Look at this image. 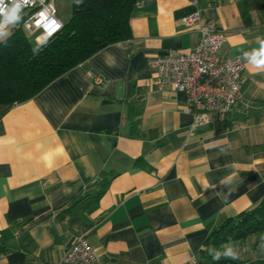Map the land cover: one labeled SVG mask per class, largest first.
Segmentation results:
<instances>
[{
    "label": "crops",
    "instance_id": "0c3cea01",
    "mask_svg": "<svg viewBox=\"0 0 264 264\" xmlns=\"http://www.w3.org/2000/svg\"><path fill=\"white\" fill-rule=\"evenodd\" d=\"M207 20L242 58L264 38V0H137L132 38L0 103V264H58L81 236L106 264H197L263 201L264 70L242 58L241 100L196 128L184 93L150 85L151 62L191 51Z\"/></svg>",
    "mask_w": 264,
    "mask_h": 264
},
{
    "label": "trees",
    "instance_id": "16d2710c",
    "mask_svg": "<svg viewBox=\"0 0 264 264\" xmlns=\"http://www.w3.org/2000/svg\"><path fill=\"white\" fill-rule=\"evenodd\" d=\"M137 0L72 1V14L62 30L39 45L23 28L12 29L0 43V103L11 105L32 99L60 76L84 63L104 48L133 37L130 17ZM264 233V199L253 210L229 219L206 240L197 264H246L243 259L214 261L207 248L245 242ZM259 261H264L259 260Z\"/></svg>",
    "mask_w": 264,
    "mask_h": 264
},
{
    "label": "built area",
    "instance_id": "2783aa9c",
    "mask_svg": "<svg viewBox=\"0 0 264 264\" xmlns=\"http://www.w3.org/2000/svg\"><path fill=\"white\" fill-rule=\"evenodd\" d=\"M57 0H31L18 26L30 33L40 32L47 40L58 34L63 21L58 17ZM199 12L186 18L187 25L199 19ZM200 40L187 52L171 50L151 62L154 78L150 85L159 89L173 86L187 96L186 111L194 117L192 128L211 122V114L225 115L241 100L245 63L240 57L221 54L227 33L212 20L200 24ZM102 83L101 76H94ZM58 264H106L85 236L70 246Z\"/></svg>",
    "mask_w": 264,
    "mask_h": 264
},
{
    "label": "clouds",
    "instance_id": "9594fccd",
    "mask_svg": "<svg viewBox=\"0 0 264 264\" xmlns=\"http://www.w3.org/2000/svg\"><path fill=\"white\" fill-rule=\"evenodd\" d=\"M31 0H0V43H6L12 33V29L18 25L24 15V9ZM80 0H77L79 3ZM258 48L245 51L242 58L254 69L264 70V38L258 37ZM39 47L33 48V54L39 53ZM219 143V142H217ZM224 151V148H221ZM208 254L214 261L221 259L236 260L239 258V251L230 242L221 245L218 249L214 246L207 248Z\"/></svg>",
    "mask_w": 264,
    "mask_h": 264
},
{
    "label": "rangeland",
    "instance_id": "374dc122",
    "mask_svg": "<svg viewBox=\"0 0 264 264\" xmlns=\"http://www.w3.org/2000/svg\"><path fill=\"white\" fill-rule=\"evenodd\" d=\"M72 1L73 0H57L56 5L58 9V17L61 20H68L72 14ZM16 25L15 27H17ZM14 27V28H15ZM33 46L37 47L45 41L42 33H30L26 31ZM239 251V259L253 260L264 259V233L251 236L245 242H238L232 244Z\"/></svg>",
    "mask_w": 264,
    "mask_h": 264
},
{
    "label": "water",
    "instance_id": "95a60500",
    "mask_svg": "<svg viewBox=\"0 0 264 264\" xmlns=\"http://www.w3.org/2000/svg\"><path fill=\"white\" fill-rule=\"evenodd\" d=\"M247 264H264V261H254Z\"/></svg>",
    "mask_w": 264,
    "mask_h": 264
}]
</instances>
